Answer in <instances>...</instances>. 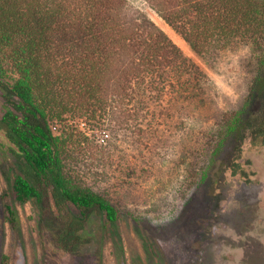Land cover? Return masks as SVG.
Instances as JSON below:
<instances>
[{
  "label": "rangeland",
  "instance_id": "1",
  "mask_svg": "<svg viewBox=\"0 0 264 264\" xmlns=\"http://www.w3.org/2000/svg\"><path fill=\"white\" fill-rule=\"evenodd\" d=\"M127 1L164 30L201 74L185 75L190 83L136 106L138 116L113 117L98 128L77 121L75 128L89 141L70 147L66 172L109 200L118 220L95 217V235L75 252L58 246L52 215L35 202L15 200L19 165L0 130V259L6 254L9 264H264V146L247 141L237 161L242 173L233 175L227 166L235 161L232 138L224 129V118L240 111L249 96L257 53L238 40L214 56H200L144 0ZM8 108L0 94V119ZM103 134L109 135L106 143ZM10 208L18 217L14 226Z\"/></svg>",
  "mask_w": 264,
  "mask_h": 264
},
{
  "label": "trees",
  "instance_id": "2",
  "mask_svg": "<svg viewBox=\"0 0 264 264\" xmlns=\"http://www.w3.org/2000/svg\"><path fill=\"white\" fill-rule=\"evenodd\" d=\"M144 1L200 56L238 40L252 44L257 75L244 107L224 118L235 157L227 166L242 173L237 161L244 144L264 146V0ZM199 74L127 0H0V94L9 103L0 130L19 165L15 200L52 215L56 242L67 251L95 235L98 215L116 224V207L66 172L70 147L89 141L77 121L98 128L113 117L138 116L136 106L163 99L168 88L190 83L185 75ZM9 213L14 226L17 213ZM0 264H9L8 255Z\"/></svg>",
  "mask_w": 264,
  "mask_h": 264
},
{
  "label": "built area",
  "instance_id": "3",
  "mask_svg": "<svg viewBox=\"0 0 264 264\" xmlns=\"http://www.w3.org/2000/svg\"><path fill=\"white\" fill-rule=\"evenodd\" d=\"M85 125H86V124H85L84 122H81V124H80L81 127H84ZM53 129H54V131H56V130H57V127H54ZM108 137H109L108 134H103V136H101L100 141H101L102 143H106Z\"/></svg>",
  "mask_w": 264,
  "mask_h": 264
}]
</instances>
